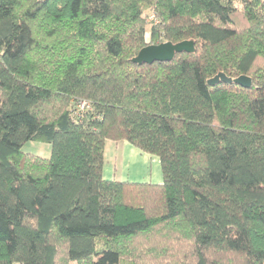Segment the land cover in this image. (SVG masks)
I'll return each mask as SVG.
<instances>
[{
	"label": "trees",
	"instance_id": "obj_1",
	"mask_svg": "<svg viewBox=\"0 0 264 264\" xmlns=\"http://www.w3.org/2000/svg\"><path fill=\"white\" fill-rule=\"evenodd\" d=\"M106 140L162 182L105 179ZM166 263L264 264V0H0V264Z\"/></svg>",
	"mask_w": 264,
	"mask_h": 264
},
{
	"label": "crops",
	"instance_id": "obj_2",
	"mask_svg": "<svg viewBox=\"0 0 264 264\" xmlns=\"http://www.w3.org/2000/svg\"><path fill=\"white\" fill-rule=\"evenodd\" d=\"M103 177L130 182L161 183L159 159L141 152L126 140H106L103 152ZM117 163L119 167L117 168Z\"/></svg>",
	"mask_w": 264,
	"mask_h": 264
},
{
	"label": "water",
	"instance_id": "obj_3",
	"mask_svg": "<svg viewBox=\"0 0 264 264\" xmlns=\"http://www.w3.org/2000/svg\"><path fill=\"white\" fill-rule=\"evenodd\" d=\"M194 51V42L192 40H182L177 43L170 41L161 42L158 44H148L142 47L138 53L131 59L136 64H152L153 62L170 61L176 53H192ZM219 81L225 83H234L243 88L251 86V79L247 75H240L235 78L226 76L224 73H218L208 79L207 83L213 85Z\"/></svg>",
	"mask_w": 264,
	"mask_h": 264
},
{
	"label": "rangeland",
	"instance_id": "obj_4",
	"mask_svg": "<svg viewBox=\"0 0 264 264\" xmlns=\"http://www.w3.org/2000/svg\"><path fill=\"white\" fill-rule=\"evenodd\" d=\"M146 13L148 14V12H146ZM149 26H150V23L147 20V24H146V30L147 31L149 29ZM146 38H148V33H146ZM21 150L24 153H32V154L40 155L42 157H49L51 147H50V144L47 142L32 140V141L25 142L23 144ZM116 164H117V168H118L119 164L117 163V161H116ZM168 262L172 263V261H168Z\"/></svg>",
	"mask_w": 264,
	"mask_h": 264
},
{
	"label": "built area",
	"instance_id": "obj_5",
	"mask_svg": "<svg viewBox=\"0 0 264 264\" xmlns=\"http://www.w3.org/2000/svg\"><path fill=\"white\" fill-rule=\"evenodd\" d=\"M149 20H152V21L155 22L154 14H150V15H149ZM79 105H80V107L82 108V107H84V105H86V102H85V101H81V102L79 103Z\"/></svg>",
	"mask_w": 264,
	"mask_h": 264
}]
</instances>
